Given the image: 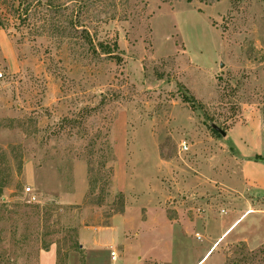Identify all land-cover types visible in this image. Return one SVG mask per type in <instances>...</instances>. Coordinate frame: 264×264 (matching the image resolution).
Masks as SVG:
<instances>
[{
  "label": "rangeland",
  "instance_id": "obj_1",
  "mask_svg": "<svg viewBox=\"0 0 264 264\" xmlns=\"http://www.w3.org/2000/svg\"><path fill=\"white\" fill-rule=\"evenodd\" d=\"M0 72V264H264V0H0Z\"/></svg>",
  "mask_w": 264,
  "mask_h": 264
},
{
  "label": "crops",
  "instance_id": "obj_2",
  "mask_svg": "<svg viewBox=\"0 0 264 264\" xmlns=\"http://www.w3.org/2000/svg\"><path fill=\"white\" fill-rule=\"evenodd\" d=\"M13 61H14V54L13 53H11V52H9L8 53V59H7V64H11V63H13ZM261 163H263V162H261ZM261 163H259V162H256V163H254V164H256V165H260ZM243 216V215H242ZM242 216H240V218L242 217ZM239 218V219H240ZM239 219H237L236 221H234L223 233H222V235H221V237L218 239V241L217 242H215L214 244H213V246L214 245H216V244H218L219 243V241L220 240H222V238L223 237H225L229 232H231L230 231V229L233 227V225L239 220ZM210 248H204L203 249V251L201 252V256H200V258L195 262V264H200L202 261H203V259H204V257L207 255L206 253H208ZM208 251V252H207ZM50 253V252H49ZM48 253H44L42 256H41V258H42V261L43 260H49L48 262H49V264H51L52 263V255H51V253L49 254V256L47 255Z\"/></svg>",
  "mask_w": 264,
  "mask_h": 264
},
{
  "label": "built area",
  "instance_id": "obj_3",
  "mask_svg": "<svg viewBox=\"0 0 264 264\" xmlns=\"http://www.w3.org/2000/svg\"><path fill=\"white\" fill-rule=\"evenodd\" d=\"M2 78H3V73L0 72V82H1ZM187 149H188V145H187V143H186L185 141H181L180 144H179V150L182 151V152H184V151H186ZM26 192H31V191H30V188H26ZM31 200H32V201L35 200V197L33 196V194H32ZM110 256H111L112 258H115V257H116V252H115V251H111V252H110Z\"/></svg>",
  "mask_w": 264,
  "mask_h": 264
},
{
  "label": "trees",
  "instance_id": "obj_4",
  "mask_svg": "<svg viewBox=\"0 0 264 264\" xmlns=\"http://www.w3.org/2000/svg\"><path fill=\"white\" fill-rule=\"evenodd\" d=\"M189 1V0H188ZM116 46V44H115ZM184 100L185 101H192L193 99L191 98H188L187 96H183ZM212 132L215 134L216 131L213 129ZM252 161H255V162H264V158L259 155V154H255L252 158H251Z\"/></svg>",
  "mask_w": 264,
  "mask_h": 264
}]
</instances>
